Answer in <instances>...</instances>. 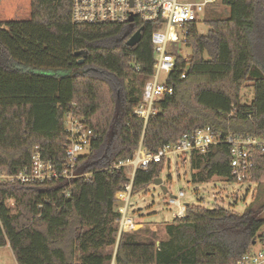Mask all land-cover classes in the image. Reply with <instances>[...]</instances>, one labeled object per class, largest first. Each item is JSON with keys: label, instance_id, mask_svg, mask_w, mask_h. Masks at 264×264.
Masks as SVG:
<instances>
[{"label": "trees", "instance_id": "1", "mask_svg": "<svg viewBox=\"0 0 264 264\" xmlns=\"http://www.w3.org/2000/svg\"><path fill=\"white\" fill-rule=\"evenodd\" d=\"M71 2L0 0V169L12 173L27 165L35 147L62 165L67 113L96 133L76 164L88 176L0 183V247L10 248L16 264H104L114 253L117 264H226L253 240L264 241V202L258 203L264 152L253 155L250 182L258 193L242 212L186 204L184 217L165 223L158 245L155 231L119 233L115 195L129 179L125 168L113 167L130 159L140 142L153 153L205 126L223 136L264 134V0H221L228 15L205 14L204 33L189 25L190 55L177 57L166 77L173 92L157 102L145 126L132 110L153 74L156 25L73 23ZM141 28L139 42L128 46ZM247 84L253 98L241 103ZM229 151L222 143L193 154L191 170L199 172L192 171V181L235 182ZM164 165L137 169L131 195Z\"/></svg>", "mask_w": 264, "mask_h": 264}, {"label": "built area", "instance_id": "2", "mask_svg": "<svg viewBox=\"0 0 264 264\" xmlns=\"http://www.w3.org/2000/svg\"><path fill=\"white\" fill-rule=\"evenodd\" d=\"M215 3L216 0H72L71 21L78 24L123 25L140 22L156 25L150 36L153 48V74L145 82L141 99L132 110L133 115L141 119L145 126L149 117L156 113L157 102L173 92L166 83V77L174 70L179 56L176 47V43L180 41L179 37L181 36V41L185 43L189 25L195 23L198 26L202 23L206 11ZM198 30L203 33L202 29L198 28ZM181 77H184V73ZM63 124L68 138L64 145L65 159L62 165L50 159H44L35 147L27 165L12 173L0 169V183L23 184L57 179L71 180L88 176L87 173L76 172V164L87 152L96 133L85 124L82 118L72 113L64 115ZM222 143L230 147V175L234 181L255 185L250 182V171L253 168L254 153L264 152V134L223 136L212 131L209 126H205L183 133L175 142L164 144L153 153L146 151L140 142L130 159L114 164V168L130 167L126 174L129 182L115 195V198L121 202L118 208L121 214L118 220L119 233L137 230L134 219L126 215V206L137 169H146L151 163L161 161L169 165L172 158L183 157L185 160L186 155L190 158L193 154L205 153L210 147ZM184 195V191L179 190L176 195L170 194L168 197V203L177 209L176 217L185 216L186 204L181 202ZM158 243L156 242V245ZM257 244L259 247L255 248ZM114 254L112 259L104 264H117ZM226 264H264V241L256 242L250 250L241 254L234 262Z\"/></svg>", "mask_w": 264, "mask_h": 264}, {"label": "rangeland", "instance_id": "3", "mask_svg": "<svg viewBox=\"0 0 264 264\" xmlns=\"http://www.w3.org/2000/svg\"><path fill=\"white\" fill-rule=\"evenodd\" d=\"M212 16H226L229 14V8L216 0V3L209 8L205 14ZM211 16V15H209ZM205 17L202 18L204 20ZM207 31L208 26L205 23H199L197 26ZM181 36L176 43L178 55L187 58L190 55V47L181 41ZM164 75L162 74V77ZM253 98V88L251 85H245L241 89V103H249ZM189 155L171 159L170 164H165L159 177L161 183L155 185L150 183L145 189L130 195L126 215L134 219L137 230L144 234L155 231V243L166 237L164 227L173 217H176L177 211L174 205L168 203L170 194L176 195L179 190L184 191L185 195L181 202L185 204H199L205 207H212L216 204L229 207L236 212H242L257 196L256 185L246 183L226 182L220 177L214 176L205 182H193L191 179V170ZM130 170L125 166L126 174ZM258 203L264 202V185L261 187ZM12 205V203H11ZM264 231V227L261 229ZM257 244L255 248H258ZM0 264H16L13 254L9 247H0Z\"/></svg>", "mask_w": 264, "mask_h": 264}, {"label": "water", "instance_id": "4", "mask_svg": "<svg viewBox=\"0 0 264 264\" xmlns=\"http://www.w3.org/2000/svg\"><path fill=\"white\" fill-rule=\"evenodd\" d=\"M130 20H132V18H130ZM141 29L136 30L127 40H126V44L128 46H133L135 45L137 42H139L140 37H141ZM79 53H85L83 51H80ZM80 62H82V59L80 60ZM153 183L155 185H159L161 183V179L157 178L155 180H153ZM252 244H255V240L252 241Z\"/></svg>", "mask_w": 264, "mask_h": 264}, {"label": "crops", "instance_id": "5", "mask_svg": "<svg viewBox=\"0 0 264 264\" xmlns=\"http://www.w3.org/2000/svg\"><path fill=\"white\" fill-rule=\"evenodd\" d=\"M137 225H138V223H137ZM6 247H8V246H6Z\"/></svg>", "mask_w": 264, "mask_h": 264}]
</instances>
